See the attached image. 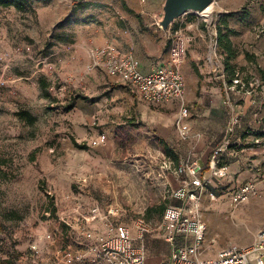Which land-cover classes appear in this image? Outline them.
Masks as SVG:
<instances>
[{"label":"rangeland","instance_id":"obj_1","mask_svg":"<svg viewBox=\"0 0 264 264\" xmlns=\"http://www.w3.org/2000/svg\"><path fill=\"white\" fill-rule=\"evenodd\" d=\"M27 1L23 10L0 8V264H54L62 218L76 223L79 202L89 204L86 212L98 203L102 215L133 235L143 219L148 264L171 251L160 230L170 206L199 217L201 258H214L228 244H250L253 230L264 225V0H215L207 16L190 11L167 30L140 12L147 0ZM219 28L237 53L228 69ZM177 31L192 37L181 65L185 134L174 124L177 103L149 106L102 69L84 73L85 43L97 48L111 36L126 49L132 41L137 54L156 64ZM102 133L105 140L92 145ZM192 160L205 166V183L189 187L196 199H177L172 190L183 176L175 169ZM91 226L104 229L101 222ZM185 242L194 236L179 235L173 245Z\"/></svg>","mask_w":264,"mask_h":264},{"label":"built area","instance_id":"obj_2","mask_svg":"<svg viewBox=\"0 0 264 264\" xmlns=\"http://www.w3.org/2000/svg\"><path fill=\"white\" fill-rule=\"evenodd\" d=\"M194 13L202 17L207 16ZM185 15L187 13L179 18ZM184 21L183 19L178 23L182 24ZM191 40V36L177 31L172 37L168 56L146 72L141 70L140 61L132 50H121L112 41H107L97 48L89 49L84 73L88 74L100 68L115 78L116 82L126 85L138 101L150 106L177 103L179 108L174 124L181 134H185L188 131L186 123L189 110L184 102L186 86L181 65ZM105 137V134H99L97 138L91 140V144L98 145ZM215 166L213 156L208 167L212 169ZM175 170L183 177L179 185L172 190V195L180 200L188 196L196 199L197 192L190 191L189 187L198 189L204 185L205 166L199 160L179 161ZM221 171L223 169L219 170L223 173ZM86 206L89 204L76 203L74 211L79 213L76 223L62 218V224L66 228L63 230L61 226L57 238L62 239L63 246L54 254V264H148L143 244L148 224L143 219L135 221L136 233L133 235L126 224H113L108 215H102L98 203L92 204L88 212L85 211ZM192 206L198 208L199 205L196 202ZM95 222H101L104 229L99 231L91 226ZM162 226L160 230L163 231V237L172 247L168 257L157 264H264V225L253 230L250 244L240 247L233 244L225 245L217 251L214 258L208 259L201 258L199 248L203 225L195 214L189 216L183 205L167 207L163 214ZM189 234L194 236V243L185 242L180 247L173 245L177 236L187 237ZM136 241L141 243L138 244ZM31 248L35 252H40L39 242H34Z\"/></svg>","mask_w":264,"mask_h":264},{"label":"crops","instance_id":"obj_3","mask_svg":"<svg viewBox=\"0 0 264 264\" xmlns=\"http://www.w3.org/2000/svg\"><path fill=\"white\" fill-rule=\"evenodd\" d=\"M162 5H163V0H147L145 1L144 5L141 6V10L140 12L145 14V15H151L153 14V17H157L158 19L156 20V24L158 23V21L160 20L161 18V12H162ZM141 14V15H143ZM159 27V26H158ZM123 34H128V31L125 29ZM107 41H112L113 43H115L121 50H132L135 54V56L138 58V60L140 61V68L142 71L146 72L148 71L152 66H155L157 64H159L160 62L154 64L151 59H147L145 60L144 56L141 55V54H137V51L135 52L134 51V44L133 42L131 41L128 45V47L125 49L124 48V45H123V41L121 40H118V39H112L111 36H107L105 38V41L102 43L104 44L105 42ZM96 47V46H95ZM89 49H92L90 47L87 46V44L85 43V51H84V55L85 57L88 56V51ZM148 53H155V50L150 47L149 50H147ZM138 55V56H137ZM109 76V75H108ZM93 77V76H91ZM95 77V76H94ZM111 77V76H109ZM113 83L117 84V86L121 87V88H126V89H129L126 85L122 84V83H119V82H116L115 78L111 77ZM88 79V77L86 78ZM115 90V89H114ZM130 90V89H129ZM136 98V97H135ZM89 100H91L89 98ZM100 99H98L97 101H99ZM96 103H99V102H96ZM78 104L74 105L73 107H77ZM98 105V104H97ZM170 105H172L171 103L170 104H166V105H163V106H166V107H170ZM175 105V104H174ZM150 106V105H149ZM75 107V109H76ZM161 107V106H159ZM77 110V109H76ZM89 115L87 114L86 110H85V121L89 120ZM160 129V133H158L159 135L161 136H165L166 135V132L162 129V128H159ZM178 186V184L176 185V187ZM148 260V259H147ZM151 264V263H150Z\"/></svg>","mask_w":264,"mask_h":264},{"label":"trees","instance_id":"obj_4","mask_svg":"<svg viewBox=\"0 0 264 264\" xmlns=\"http://www.w3.org/2000/svg\"><path fill=\"white\" fill-rule=\"evenodd\" d=\"M85 4H88L87 2ZM28 6V1L27 0H0V8H9V7H13L17 10H23ZM217 43L218 46L222 49V51L226 54L225 56V66L228 69L229 68V62L231 59L235 58V56L237 55L236 50L234 49L232 42L228 36L227 33L223 32L220 28L217 30ZM195 71H197L195 69ZM233 75V72H232ZM39 86L41 89L46 90L47 89V83L44 81V79H39ZM19 115L27 120L29 123H32L34 120V117L32 115H30L28 112L26 111H21L19 112ZM74 144L79 147V148H85V144H78L76 142H74ZM164 146H165V150L168 153H171V150L169 148V146L164 142ZM55 208H52L51 211L54 212ZM63 230H65V226L64 224H61ZM4 232V227L2 224V221L0 219V236L3 234Z\"/></svg>","mask_w":264,"mask_h":264},{"label":"water","instance_id":"obj_5","mask_svg":"<svg viewBox=\"0 0 264 264\" xmlns=\"http://www.w3.org/2000/svg\"><path fill=\"white\" fill-rule=\"evenodd\" d=\"M214 0H164L162 5V16L158 25L167 30L170 25L180 16L188 12L202 11Z\"/></svg>","mask_w":264,"mask_h":264},{"label":"bare ground","instance_id":"obj_6","mask_svg":"<svg viewBox=\"0 0 264 264\" xmlns=\"http://www.w3.org/2000/svg\"><path fill=\"white\" fill-rule=\"evenodd\" d=\"M215 1V0H214ZM214 1L207 7L205 8L204 10L202 11H196L198 14H203L205 15L206 13H209L212 11L213 7H214Z\"/></svg>","mask_w":264,"mask_h":264}]
</instances>
